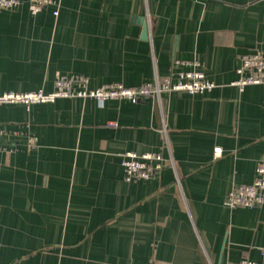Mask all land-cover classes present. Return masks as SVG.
<instances>
[{"label": "crops", "instance_id": "1", "mask_svg": "<svg viewBox=\"0 0 264 264\" xmlns=\"http://www.w3.org/2000/svg\"><path fill=\"white\" fill-rule=\"evenodd\" d=\"M53 1L0 9V95L49 93L57 75L131 88L194 63L214 87L0 105V264H264V194L224 206L264 160V83L232 84L242 55L264 54V0ZM126 152L167 162L126 181Z\"/></svg>", "mask_w": 264, "mask_h": 264}, {"label": "built area", "instance_id": "2", "mask_svg": "<svg viewBox=\"0 0 264 264\" xmlns=\"http://www.w3.org/2000/svg\"><path fill=\"white\" fill-rule=\"evenodd\" d=\"M23 4V0H0V9L12 10ZM54 5L53 0H27L30 14L38 12ZM57 15V10L53 11ZM175 72L172 76L159 80L154 78L151 82L143 83L137 87H124L121 84H105L96 88H88L87 80L78 76H57L54 89L49 94L42 91L14 93L6 92L0 95V104H23L26 108L33 105L53 103L59 98H79L94 100L99 106L108 100H126L132 103L146 98H156L159 102L162 96L174 91H185L188 94H202L210 91L214 84L207 80L204 74L195 69ZM237 80L232 84L239 90L248 85L264 83V54L255 51L240 57V64L236 70ZM165 135V126L162 127ZM23 134L12 131L13 137H21ZM5 130L0 127V149H4L8 143ZM27 148L35 146L36 138L25 136ZM221 154L220 148L214 149V155ZM167 161L159 153L136 154L126 152L122 155L121 166L123 167L125 180H149L158 174ZM264 194V160H260L256 166V176L252 183L233 187L227 194L224 206L228 209L236 207L253 208L260 206ZM236 264H259L250 260H240Z\"/></svg>", "mask_w": 264, "mask_h": 264}, {"label": "rangeland", "instance_id": "3", "mask_svg": "<svg viewBox=\"0 0 264 264\" xmlns=\"http://www.w3.org/2000/svg\"><path fill=\"white\" fill-rule=\"evenodd\" d=\"M57 76H58V75H57ZM57 76L55 77L54 84H55V82H56V80H57ZM61 76H62V75H61ZM36 91H41V90H36ZM52 91H53V90H52ZM52 91H51V92H52ZM32 92H35V91H32ZM26 93H27V92H26ZM43 93H44V92H43ZM49 93H50V92H49ZM49 93H45V94H49ZM45 104H48V103H45ZM0 105H5V104H2V103H1ZM21 105H23V104H21ZM30 107H31V106H30ZM10 140H11L10 138L7 139L8 143L10 142ZM8 143H6V145H7ZM35 143H36V142H35Z\"/></svg>", "mask_w": 264, "mask_h": 264}]
</instances>
